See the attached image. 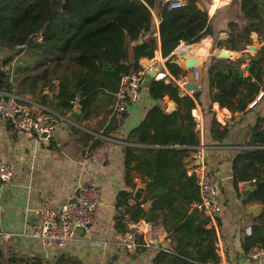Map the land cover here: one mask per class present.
Here are the masks:
<instances>
[{
    "label": "trees",
    "instance_id": "obj_1",
    "mask_svg": "<svg viewBox=\"0 0 264 264\" xmlns=\"http://www.w3.org/2000/svg\"><path fill=\"white\" fill-rule=\"evenodd\" d=\"M198 0H186L178 8H169L157 0H0V90L29 94L37 102L60 115H68L76 103L82 106L81 120L98 116L109 119L94 133L109 136L119 125L123 113L113 112L121 77L142 69L140 58L151 59L158 48L152 9L159 18L160 50L164 58L183 42L193 44L205 35L214 36L206 9ZM236 18L227 22V38L218 41L232 52L251 44V33L264 34V0H231ZM41 32L40 41L34 34ZM19 43L25 47L15 49ZM248 58L246 73L241 65ZM13 63L12 66H6ZM169 74H183L175 57L165 61ZM11 72V74H9ZM205 84L189 95L168 75L154 79L147 87L149 96L159 101L126 135L125 172L137 170L146 184L142 200L130 202L132 191L118 193L116 208L120 214L116 227L127 231L128 221L143 219L162 223L171 249H160L152 264H214L219 261L217 235L209 217L190 210L199 199L193 175L187 173L191 152L200 145V134L192 109L201 103L203 91L211 102L231 112L245 113L254 96L264 88V47L254 55L236 60L210 56L204 65ZM169 79V81H166ZM140 87V89H141ZM175 102L166 111L167 101ZM74 142L88 154L103 143L101 137L79 125L70 127ZM212 141L220 143L229 132L226 124L212 117L209 127ZM232 160L233 184L249 181L254 185L244 203L264 207V114H257L247 125ZM128 184L134 187L132 180ZM148 202V208L141 206ZM252 233L244 238L243 249L264 248V213L252 224ZM142 242V236H137ZM139 247L137 251L143 250ZM67 255H58L53 264H77ZM0 264H48L44 258H25L9 253Z\"/></svg>",
    "mask_w": 264,
    "mask_h": 264
},
{
    "label": "crops",
    "instance_id": "obj_2",
    "mask_svg": "<svg viewBox=\"0 0 264 264\" xmlns=\"http://www.w3.org/2000/svg\"><path fill=\"white\" fill-rule=\"evenodd\" d=\"M229 1L231 0L225 1L223 5L228 4ZM211 3L212 0H209L208 6L203 8L201 0L197 1V5L201 9H206L207 14ZM152 12L155 30L159 32V18L154 9ZM212 14L209 11L208 15L212 16ZM156 36L158 48L154 57L139 59L144 68L152 67L162 69L165 74L169 73L165 61L172 56L175 57L177 50H184L185 55L203 59L204 65L211 56L210 51L213 47L212 36L209 34L203 35L193 44L186 45L182 42L167 58L162 56L159 35ZM223 47L228 49L226 46ZM176 60L178 65L182 66V61L177 56ZM12 64V62L8 64L5 69L8 70ZM204 65L198 68L202 86L205 84ZM187 72L183 70V74ZM157 77H163V73L159 72ZM19 96L35 100L29 94ZM168 102H166V111H169ZM159 103L149 96L147 87H141L137 98L127 105L119 125L109 136L100 133L102 128L98 134L94 133V129L98 128L105 118L109 119L110 114L105 115L102 111L93 118L80 119L77 122L80 127L104 140L100 146L88 154L83 153L82 147L74 142L70 134L72 125L67 121L59 123L49 141L16 136L12 134L7 124L0 122V165L6 163L13 170L11 182L0 181V259L1 256L5 259L9 253H15L25 258H44L48 264H53L58 255L64 254L77 260V264H152V259L159 250L144 247L141 251L129 252L124 248L122 244L124 234L116 227V218L120 214L116 208V202L120 191L126 190L133 193L138 184L144 183L139 171L131 170L128 175L125 172V145L128 143L125 137L141 121L146 111L152 105ZM216 105L218 103L211 102L205 90L201 96V103L196 101L192 115H197L201 119L203 132L199 134L202 135L200 141L205 147V162L218 183V200L221 210L216 219L217 228L225 241L227 261L230 264H263L260 260L251 259L242 245L244 238L252 233V224L263 215L264 207L258 203L243 202L244 198L240 190L249 184H238L236 188L231 170L232 160L240 147L242 135L257 114H264V111L262 113L257 111L263 106L255 110L257 101H252L247 106L248 111L244 113V117L238 116L233 121L230 120L233 114L235 116L236 113H243H233L227 109L228 111H223L220 121L214 108L217 107ZM218 107L224 108L219 105ZM212 117L229 128L228 136L220 143L212 141L207 136ZM186 161L187 173L190 175L189 170L193 162L189 158ZM128 178L132 180L133 188L128 184ZM86 184L95 185L101 191V204L94 212L89 229L87 231L77 229L73 239L63 247L46 249L40 239L31 235L35 209L42 205L57 209L71 196L75 188ZM149 205L147 203L145 208ZM256 205L262 206L263 211L259 216L254 217L247 209L249 206ZM150 224L148 232L144 231L146 237L160 238L162 243L167 237L164 226L160 222Z\"/></svg>",
    "mask_w": 264,
    "mask_h": 264
},
{
    "label": "built area",
    "instance_id": "obj_3",
    "mask_svg": "<svg viewBox=\"0 0 264 264\" xmlns=\"http://www.w3.org/2000/svg\"><path fill=\"white\" fill-rule=\"evenodd\" d=\"M185 2L186 0H163V3L169 8L181 7ZM34 38L40 41L42 38L41 32L34 34ZM24 47L25 43H19L15 46V49ZM198 68H193L178 78H174L169 73L166 74L168 78L179 86L181 93L190 94L192 92L186 90L185 85L189 81H195L197 85L201 83V73ZM145 69L142 66V69L129 72L121 77L113 112L118 114L123 113L127 105L137 98ZM193 117L197 128L202 134L201 119L197 115H193ZM61 121H67L71 125H78L68 115H60L35 100L32 101L13 92L0 90V122L7 124L12 134L39 141H49L47 138L53 137ZM41 133H46L47 136L41 137ZM189 160L193 163L199 160V164H192L189 170L190 175L194 176L199 188V199L190 205V210H197L209 217L212 226L215 228L217 235L215 248L219 261L214 264H230L227 261L225 241L220 235L216 224L217 215L221 210L218 200V183L207 168L205 147L201 141L200 145L191 152ZM12 177V167L6 163H2L0 165V181L2 183H9L12 181ZM249 183V181H241L238 184L244 185ZM136 201L132 196L130 202L134 203ZM147 203H142L141 206L145 207ZM100 204L101 191L99 187L95 185H80L74 189L71 196L59 208L55 209L42 205L35 209L34 219L31 224V235L40 239L46 249L63 247L73 239L77 229H83L84 231L89 229L94 212ZM143 224H145L143 219L127 222V231L124 233L122 239L124 248L129 252H136L139 247H152L157 250L163 249L160 238L146 237L145 230L142 229ZM146 225L148 229L151 226L150 223ZM139 235L140 237L142 236V242L137 239ZM247 254L251 259L259 261L264 256V248L254 245L250 247Z\"/></svg>",
    "mask_w": 264,
    "mask_h": 264
},
{
    "label": "water",
    "instance_id": "obj_4",
    "mask_svg": "<svg viewBox=\"0 0 264 264\" xmlns=\"http://www.w3.org/2000/svg\"><path fill=\"white\" fill-rule=\"evenodd\" d=\"M222 8L225 7V5L221 6ZM209 14V11H208ZM155 35H159V32L155 31ZM226 36L225 33L222 31L218 34V41H222L225 40ZM247 49L252 53V55H254L257 51V47L249 44L247 45ZM246 51H242L240 53L239 56H235L231 50L226 49V48H220V49H214L211 53L212 56H215L216 58H223V59H229V60H236L238 57L242 56ZM204 65V60L200 59L198 57H194V56H189V55H184V60L182 61V66L185 68V70H187L188 72L191 71L193 68L196 67H203ZM243 69H245L246 71L249 68V64L245 63L242 66ZM3 68L0 67V71ZM159 72H162V69H157V68H152V67H148L145 69V73L142 77L141 80V85L142 86H149L150 83L156 79H160L157 78V75L159 74ZM167 73V72H166ZM202 85L199 84L197 85V83L195 81H189L186 85H185V89L195 93L198 91L202 90ZM167 108L169 111H173L175 109V102L169 100L168 104H167ZM81 110H82V106L80 103H76L73 107V109L71 110V112L68 114L69 118L73 121V122H78L80 120L81 117ZM46 133H41V137H46ZM48 140H51L52 137H48ZM193 164H199V160H196ZM85 186H91V184H86ZM255 189L254 185H249L246 187H243L240 190V194L242 196V198H246L248 196V194L253 191ZM146 193V184L145 183H140L138 184L134 190H133V197L134 199H136L137 201H140L143 199L144 195ZM248 212L250 214H252L254 217L259 216L262 211H263V207L262 206H249L248 207ZM161 246L164 250H170L171 249V238L166 237L165 240L161 243ZM261 263L264 264V256L260 259Z\"/></svg>",
    "mask_w": 264,
    "mask_h": 264
},
{
    "label": "rangeland",
    "instance_id": "obj_5",
    "mask_svg": "<svg viewBox=\"0 0 264 264\" xmlns=\"http://www.w3.org/2000/svg\"><path fill=\"white\" fill-rule=\"evenodd\" d=\"M201 3H202V6L204 8V7L208 6L209 0H201ZM209 17L211 19V23H212V26H213V29H214V33H215V35L212 36V39H211L213 49L210 52H212L214 49L217 50V49H220V48H224L223 47L224 45L218 44V40H217L218 34L223 31L225 33L226 38H227V34H228V31H229L228 28H227V22L229 20H232V19L236 18L235 7L231 4V1H229L228 4L225 5V7L218 8L214 12V14H212V16H209ZM251 44L254 45V46H256L257 49H259L260 47H264V34L262 35V37H260L255 32L251 33ZM243 50L246 51L243 55H245V54L246 55H252V53L247 49V46ZM243 50L237 51V54L234 53V52H232V53L235 56H239L240 53ZM175 58H176V56H175ZM245 63H248V58L245 60ZM245 63H242L241 68H242V66ZM180 67H182V69L185 70V68L183 66H180ZM242 70L246 73V70L245 69L242 68ZM166 81H168V79H166ZM263 83H264V78H263ZM252 101H257V106H256L255 110L257 108L262 107V106L264 107V88L262 90H260L256 94V96H254V98H253ZM263 107L260 108V109H257V111H259L260 113H262L264 111V108ZM238 116L244 117V113L243 114L236 113L235 116L233 114V118H231L230 120L233 121ZM217 118L221 121V118H219V117H217ZM221 124H224V123L221 122Z\"/></svg>",
    "mask_w": 264,
    "mask_h": 264
},
{
    "label": "bare ground",
    "instance_id": "obj_6",
    "mask_svg": "<svg viewBox=\"0 0 264 264\" xmlns=\"http://www.w3.org/2000/svg\"><path fill=\"white\" fill-rule=\"evenodd\" d=\"M225 1H227V0H212V3H211V7H210V9H209V11H210V14H212V13H214V11L218 8V7H220L221 5H223L224 3H225ZM205 39V38H204ZM204 45V44H203ZM202 45V47H204ZM185 53H186V51H179V50H177V51H175V55L177 56V58L180 60V61H183L184 60V55H185ZM164 72H163V77H164ZM158 78V77H157ZM162 78V77H161ZM217 107H214V108H216V111H217V117H222V113H223V111H228L227 110V108L226 107H224L223 109H221V108H219L218 107V105H216ZM142 229L143 230H145V231H147L148 230V227H147V225L146 224H143V226H142Z\"/></svg>",
    "mask_w": 264,
    "mask_h": 264
}]
</instances>
